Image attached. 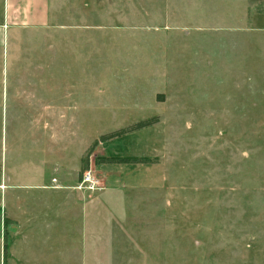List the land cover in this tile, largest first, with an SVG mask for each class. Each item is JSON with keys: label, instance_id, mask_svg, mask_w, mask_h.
Returning a JSON list of instances; mask_svg holds the SVG:
<instances>
[{"label": "rangeland", "instance_id": "rangeland-1", "mask_svg": "<svg viewBox=\"0 0 264 264\" xmlns=\"http://www.w3.org/2000/svg\"><path fill=\"white\" fill-rule=\"evenodd\" d=\"M71 2L57 23L84 27L38 37L55 40L57 71L72 56L71 110L48 118L58 136L71 119L72 142L56 145L72 148L64 157L80 164L79 188L122 184L153 220L166 215L153 224L166 226L170 246L151 235L161 264H264L263 8L87 0L80 14Z\"/></svg>", "mask_w": 264, "mask_h": 264}, {"label": "crops", "instance_id": "crops-1", "mask_svg": "<svg viewBox=\"0 0 264 264\" xmlns=\"http://www.w3.org/2000/svg\"><path fill=\"white\" fill-rule=\"evenodd\" d=\"M75 4L80 14L88 10L87 0ZM244 5L263 8L264 15V0ZM72 7L71 0H0V264H161L151 235L159 232L161 244L169 245L166 226L153 224L166 215L153 220L122 184L94 194L79 188L80 164L68 161L72 148L56 145L66 135L72 142V122L65 120L58 136L48 114L71 110L76 73L72 56L57 71L49 49L55 40L38 36L57 26L82 29L86 21H56L57 14L71 16Z\"/></svg>", "mask_w": 264, "mask_h": 264}, {"label": "trees", "instance_id": "trees-1", "mask_svg": "<svg viewBox=\"0 0 264 264\" xmlns=\"http://www.w3.org/2000/svg\"><path fill=\"white\" fill-rule=\"evenodd\" d=\"M157 122H158V119H156V118L139 122V123L135 124L134 126L128 128V129H122V130L117 131L116 133L110 134L108 136H102L101 141L109 140L111 138H115V137H118L120 135H124L126 133H130V132H134V131H138V130H141L144 128L151 127L154 124H156ZM117 161L123 162L124 160L119 159ZM127 161L129 162L131 160H127ZM8 223H9L8 221H5V223H4L5 227H7ZM4 242H5L4 243V258H5V263H6L8 258H9V252H8V250H9V235L7 232L4 234Z\"/></svg>", "mask_w": 264, "mask_h": 264}]
</instances>
